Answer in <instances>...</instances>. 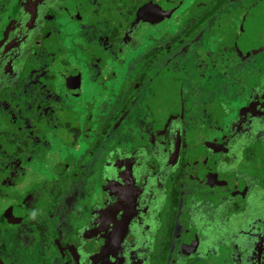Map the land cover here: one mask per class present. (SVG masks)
<instances>
[{
  "label": "flooded vegetation",
  "instance_id": "1",
  "mask_svg": "<svg viewBox=\"0 0 264 264\" xmlns=\"http://www.w3.org/2000/svg\"><path fill=\"white\" fill-rule=\"evenodd\" d=\"M185 1L0 0V264H264V0Z\"/></svg>",
  "mask_w": 264,
  "mask_h": 264
},
{
  "label": "rangeland",
  "instance_id": "2",
  "mask_svg": "<svg viewBox=\"0 0 264 264\" xmlns=\"http://www.w3.org/2000/svg\"><path fill=\"white\" fill-rule=\"evenodd\" d=\"M190 1L191 0H186L184 4H187L188 5V3ZM188 7H191V5L188 6ZM263 11L261 13H263ZM253 15H255L254 12H252V16ZM164 23L167 24L166 25L167 28L164 31H160L159 30V26L162 25L163 23H157L154 27L153 26L147 27L148 28L147 31L148 32H152L153 31L155 34L158 33L157 34L158 40H160V39H166L167 36H168V34L171 33L172 26L175 23L173 22V17H171V18L167 19L166 21H164ZM63 25L66 27L67 30L70 29V26H71L70 23H64ZM149 28H151L152 30L149 29ZM157 29H158V32H156ZM200 35L201 36H200L199 40L197 41L196 47H194L192 50L187 51V53L183 57L186 60H188V58L192 54L191 52H193V53L199 54V57L202 58V59H198V60H203L207 65H209L212 62V59H213L212 56H209V52H213V51L215 52V50H216V47H215L216 44L219 43V42H225L227 40V38L230 36V34H229V32H228L227 29L220 30L219 23L216 22L214 25H212L208 29H205L203 35H202V33ZM259 37H264V34H260ZM148 42H149V40L143 41L141 47L143 45H147ZM201 51H202V54H201ZM189 53H191V54H189ZM194 60H196V59L194 58ZM213 60H214V63L216 64V66H217V71H219L218 67H220V64L215 59H213ZM113 68H114L116 77L119 76V75H121L123 68L121 66H117V62L116 61H115L114 65H113ZM135 69L139 70L138 71L139 73H142L141 67L136 66ZM212 69L213 68H210V67L207 68V67L203 66L201 69L196 70V73H194V75L192 74L193 77H194L193 80H195L199 84H196V83H195L196 85L194 84L195 85L194 88H193L194 89V96L190 99V102L192 103V106L191 105H189V106L194 107V108L195 107H199L200 106L199 104L200 103H203V102H204L205 105H208V104L209 105H213V103H214L213 101L215 100L213 96H210L209 94H205L204 91L198 92V89L200 87L199 85H201V84L204 83V82H201L202 80L198 79V77H199L198 73H205L206 75H208L210 78L209 77L206 78V83H211L210 82L211 81V78L214 77L213 76V70ZM240 71L241 70L239 69L238 73H240ZM156 72H158V71H156ZM164 78H165L164 80H163V77H161L160 79H158V75H157V78L156 79H152V82H155V85L154 86H158L157 89H158L159 93H161V95L168 94L169 91H171L172 86L174 84V81L172 80L171 74L169 72L166 73V75H165ZM228 78H229V76L228 77L225 76V80H228ZM167 81H169V82H167ZM165 84L167 85V87H166ZM206 85L207 86H210V84H206ZM166 88H167V91L166 92H163ZM230 89H231L230 90L231 91V94L228 95V96H226V98H227V102L226 103L229 104L228 106H231L232 107L231 104L233 102H231V101H233L235 99V97L237 95V93H236V90L237 89L234 86H231ZM92 91H93V87H90V84H86L85 85V88L82 89V96L80 97V99L82 100V106H83V108H84L85 101H87V100L90 99L89 96H90V93H92ZM94 96H95L94 99L97 100L96 98H98V95L97 94H94ZM168 96L169 95H165L162 98H167L169 100V102L171 101L172 103L173 102H176L175 99L168 98ZM157 98H158V96H157ZM162 98L158 99V102H162ZM70 100H72V101L74 100V102H76V97H74V96L67 97V101L69 102ZM74 102H72V103H74ZM172 103H170V104H172ZM163 109H164V105L158 104V108L154 109V111L151 113L153 115V117L155 119H157L158 123H160L162 121L160 119V115L163 117V115L165 114V113L162 114V112L164 111ZM76 110L77 111L80 110V109H78L77 104H76ZM51 137H52V135H51ZM49 142H51V144H50V150H49L50 151V154L53 153V152L54 153H57L58 151L55 148L56 147V144H53L52 143V140L51 141L49 140ZM255 150L256 149H254V148L253 149H250V152L252 153ZM59 151H60V154H61L62 153L61 150H59ZM248 162L250 164L252 163L250 161H248ZM237 167L240 169V165H237ZM246 168H247V164H246ZM249 168L252 169V165L249 166ZM37 181H38V178L33 175L32 177L29 178L28 183L36 184ZM21 183L25 185V181H21Z\"/></svg>",
  "mask_w": 264,
  "mask_h": 264
},
{
  "label": "trees",
  "instance_id": "3",
  "mask_svg": "<svg viewBox=\"0 0 264 264\" xmlns=\"http://www.w3.org/2000/svg\"><path fill=\"white\" fill-rule=\"evenodd\" d=\"M261 20H260V25L259 26H261L260 27V30L262 31L263 30V28H264V16L262 17V18H260ZM193 33V31L191 30V29H188L187 31H186V33H181L180 35H179V39H181V40H186L187 38H186V36L187 35H190V34H192ZM175 39V38H174ZM176 43V42H175ZM177 44V43H176ZM218 46V45H217ZM217 46H215L216 48H217ZM176 47H178V46H176ZM261 47V46H260ZM257 48H259V47H254V50L256 51V49ZM219 50V49H218ZM259 51H261V50H259ZM258 52V51H257ZM264 51H261V52H259L258 54L259 55H262V53H263ZM209 56H211V54H210V52H209ZM208 56V57H209ZM211 58V57H210ZM177 61H178V65H177V67L179 68V69H181V66H183V64H186V62L184 61V63H181L180 62V60H179V58L177 59ZM169 67L170 66H168V67H165L166 69L165 70H169ZM184 67V66H183ZM202 68V67H201ZM161 69V68H160ZM170 73H172L173 72V70H172V68L170 69ZM165 73H166V71H165ZM183 75H185V74H183ZM180 87H182V85L180 84Z\"/></svg>",
  "mask_w": 264,
  "mask_h": 264
},
{
  "label": "water",
  "instance_id": "4",
  "mask_svg": "<svg viewBox=\"0 0 264 264\" xmlns=\"http://www.w3.org/2000/svg\"><path fill=\"white\" fill-rule=\"evenodd\" d=\"M160 3H158V12H161V9L159 8L160 7V5H159ZM155 10V9H154ZM139 14H141V11H139Z\"/></svg>",
  "mask_w": 264,
  "mask_h": 264
}]
</instances>
